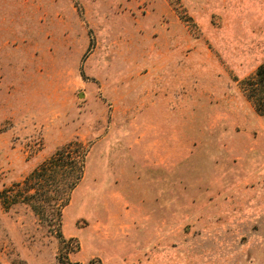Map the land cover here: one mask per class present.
<instances>
[{
  "label": "rangeland",
  "instance_id": "1",
  "mask_svg": "<svg viewBox=\"0 0 264 264\" xmlns=\"http://www.w3.org/2000/svg\"><path fill=\"white\" fill-rule=\"evenodd\" d=\"M263 63L264 0H0V264H264Z\"/></svg>",
  "mask_w": 264,
  "mask_h": 264
},
{
  "label": "trees",
  "instance_id": "2",
  "mask_svg": "<svg viewBox=\"0 0 264 264\" xmlns=\"http://www.w3.org/2000/svg\"><path fill=\"white\" fill-rule=\"evenodd\" d=\"M251 84L252 85H255V84L260 85L261 89L264 91V63L257 68L256 77L252 79ZM249 98L255 104L256 109L259 110L262 114H264V109L259 108L258 104L256 103V100L254 99V96L250 95ZM83 168H84V166L82 165L81 169H83ZM81 178H82V175H81L80 171H78V173H77V175L75 176V179H74L75 180V184H74V186L72 188H74L76 186V184L79 182V180H81ZM72 188H70V190ZM100 263L101 262L99 260L92 259L87 264H100ZM59 264H74V263L63 261V262H60ZM75 264H80V263H75Z\"/></svg>",
  "mask_w": 264,
  "mask_h": 264
}]
</instances>
